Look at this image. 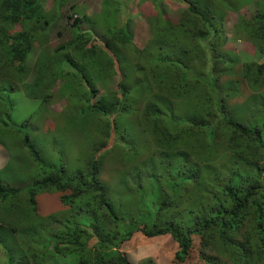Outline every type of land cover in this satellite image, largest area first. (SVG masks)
<instances>
[{"label": "trees", "instance_id": "16d2710c", "mask_svg": "<svg viewBox=\"0 0 264 264\" xmlns=\"http://www.w3.org/2000/svg\"><path fill=\"white\" fill-rule=\"evenodd\" d=\"M158 1L145 19L149 37L141 48L132 42L130 21L122 28L105 23L100 44L79 28L91 24L82 14L65 28L69 41L48 49L57 18L45 16L43 0H0V136H11L21 150L5 170L21 168L34 178L20 188L0 184V203L26 197L24 225L13 221L6 229L18 235L25 257L14 262L0 240L6 264H45L49 254L73 264H130L120 247L137 233L168 236L176 244L174 264H264V7L236 15L230 40L248 43L257 56L236 66L234 50L225 48L223 15L213 23L208 0H175L182 7L175 22ZM237 78L251 94L231 108ZM55 86L72 105L66 124L98 133L85 173L70 177L62 167L65 135L59 133L60 143L52 139L59 150L47 157L26 132L27 119H12L10 93L46 103ZM71 86L75 92H67ZM107 139L116 144L99 153ZM110 153L128 183L112 191L100 180ZM44 191L62 193L66 207L46 219L36 209Z\"/></svg>", "mask_w": 264, "mask_h": 264}, {"label": "rangeland", "instance_id": "374dc122", "mask_svg": "<svg viewBox=\"0 0 264 264\" xmlns=\"http://www.w3.org/2000/svg\"><path fill=\"white\" fill-rule=\"evenodd\" d=\"M81 1V4H76L75 0H43L42 12L45 16H47L49 20L53 17L57 18L55 21L54 33L50 35L49 31L47 42L48 49L69 41L66 33L68 30H65V19L62 15L64 11H75L74 13H76L78 17L82 14L84 16L86 15L91 21V24L80 23L81 27L79 26V28L83 31L90 29L93 34L96 35L95 37L99 42H101L99 38V35H101L100 29H102L105 23L122 28L126 22L130 21V31L134 34V40L132 39V42H134L137 48H141L149 37L145 19L153 15L154 0H107V4H103L102 6L100 3L101 0ZM208 1L215 10H211L213 14V23H217L218 20L216 18H221V15H223L222 25L224 35L227 39L225 48L226 50H234L233 54L237 61L236 66L243 62L255 61L257 56L253 54L254 52L251 45L244 42L242 44L240 42H232L230 36L236 15L239 14L247 18L255 11L258 13L262 12L264 0ZM85 4L88 7H86ZM179 4L180 3L175 0H159L157 6L158 8L164 9V16L166 19L175 22L182 8ZM235 7L242 8L235 12ZM61 18H63V20L60 23ZM131 19L134 21H131ZM33 48L32 55L27 59L28 67H30L36 58L38 50L36 43H34ZM195 64H197V61L192 58V65ZM178 66H180V64H178ZM83 76L86 79L87 86L91 89H95L88 73L84 72ZM117 80L118 78L114 77V81ZM2 83L6 85L5 82ZM235 87V92L228 101L231 108L247 102L251 94L246 83L239 78L236 80ZM261 88H264V86L262 85ZM67 92H75V89L71 86ZM9 97L12 102V115L16 121H21L30 114V119L28 118L29 127L26 132L41 149L42 154L51 157L52 149L57 154L59 145L54 146L52 139L59 142L57 140L59 133L62 136L65 135L64 142L66 141V146L59 142L61 146V155L64 156L62 167L65 175L70 177L74 174L85 173L86 163L91 157L89 155L91 146L98 142V133L90 126L72 128L70 125L66 124L68 121L66 116L67 110L72 109L71 103L66 102L68 98L52 95L48 97L46 103H42L39 100L25 98L21 90L10 93ZM76 98H78V95H76ZM121 125L128 126L129 122L122 121ZM142 141L143 143L146 142L148 146L152 144L144 138H142ZM112 144L116 143L107 139L105 149H100L98 152L101 153L108 150ZM117 144L123 146V148H127V146L121 142ZM17 146V142L11 136H0V183L4 186L20 187L29 184V180L32 181V178H28L26 176V171L21 168L16 172H14V170H4L1 172L8 164H17L14 157L17 154H21V150L17 148ZM155 150V148H152V151ZM138 153H140V159L142 154L145 153V148L143 147ZM123 167L124 165L118 160V157L111 153L105 155V160L100 169V180L105 183L111 191L120 188L121 183L128 184L119 178V174ZM15 178L25 179V182L13 185ZM61 196H63L62 193L53 191L40 192L36 196L37 214L46 219L50 217L48 215L65 209L66 207L59 202ZM25 198L24 195L19 194L11 200L8 199L0 203V240L8 249H11L12 260H14V262L23 259L25 257V252L19 248L20 241L18 235L9 231L7 232L6 229H8V223L13 221L18 228L24 225L23 205H25V202H23V200ZM114 204L117 209H122L124 206L117 200ZM30 238L34 240L33 237ZM45 242L46 237L43 236L39 240V243L44 244ZM120 250L126 254L130 264H174L172 262V257L176 251V244L168 236L148 239L137 233L133 234L130 240L120 247ZM0 264H6V255L2 249H0ZM45 264H73V262L68 257H58L55 254H49L46 256Z\"/></svg>", "mask_w": 264, "mask_h": 264}, {"label": "clouds", "instance_id": "9594fccd", "mask_svg": "<svg viewBox=\"0 0 264 264\" xmlns=\"http://www.w3.org/2000/svg\"><path fill=\"white\" fill-rule=\"evenodd\" d=\"M76 1V4H81L82 3V1L81 0H75ZM85 6L86 7H88L86 4H85ZM240 8H242V7H240ZM75 11H70V12H67V11H64L63 12V18L65 19V27L67 28V26H69L70 24H72V22H73V20H74V18H75V15H77L76 13H74ZM69 15H71V16H69ZM62 17V16H61ZM63 18H61V21H60V23L62 22V20H63ZM131 21H134L133 19H131ZM130 26H131V24H130ZM129 30H130V28H129ZM131 32V31H130ZM52 33L50 32V35H51ZM131 34H132V39L134 40V34L131 32ZM148 39V38H147ZM146 42V41H145ZM100 44H101V42H100ZM133 44H134V42H133ZM254 54V53H253ZM30 56H28V58H29ZM27 58V59H28ZM117 72V71H116ZM117 74V73H116ZM117 76H118V74H117ZM116 76V78H118ZM57 88H58V86H55V88H54V90L52 89L51 91H50V95H49V97H51L52 95H58V93H57ZM54 91V92H53ZM12 119H13V122H20V121H16L15 119H14V117H13V115H12ZM25 119H27V123H26V127L28 128L29 126H28V117H25L23 120H25ZM23 120H21V121H23ZM29 137H30V135H29ZM32 140V139H31ZM23 152H24V150H23ZM11 165V167L12 168H14V163H12V164H10ZM5 170V168L1 171V172H3ZM15 172V171H14ZM25 182V179L24 180H22V179H20V178H15V182L13 183V185H15V184H18V183H24ZM31 182H33V179H32V181L31 180H29L28 181V183L29 184H27V185H24V186H20V187H25V186H28V185H30L31 184ZM1 184V183H0ZM2 185V184H1ZM4 186V185H3ZM6 187H13V188H20V187H14V186H6ZM59 257V256H58ZM45 262H46V259H45Z\"/></svg>", "mask_w": 264, "mask_h": 264}]
</instances>
